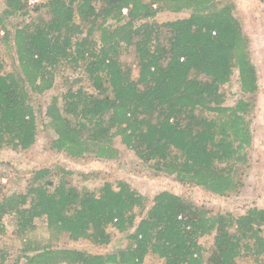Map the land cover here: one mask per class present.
I'll return each mask as SVG.
<instances>
[{"label":"trees","instance_id":"obj_1","mask_svg":"<svg viewBox=\"0 0 264 264\" xmlns=\"http://www.w3.org/2000/svg\"><path fill=\"white\" fill-rule=\"evenodd\" d=\"M4 2L1 42L12 70L0 50V148L31 150L47 128L52 150L112 161L119 157V137L154 177L173 176L221 197L239 190L238 164L247 162L253 145L249 98L259 86L249 40L232 7L217 0ZM166 11L188 16L159 24L155 17ZM32 12L37 17L10 28L12 19ZM132 47L136 80L120 62ZM62 68L79 75L69 78L39 122L32 99L54 87ZM236 71L242 96L227 106L222 87ZM53 173L35 170L26 193L5 195L0 186V236L12 216V234L21 241L19 250L0 247V264H8L12 250L11 264H146L148 256L162 264H241L246 257L264 264L263 208L212 214L168 190L149 203L125 180L79 190L67 182L69 172L61 170L57 182ZM41 219L55 241L67 235L106 248L114 229L124 244L104 253L34 245L27 236ZM208 236L211 247L200 244Z\"/></svg>","mask_w":264,"mask_h":264},{"label":"rangeland","instance_id":"obj_2","mask_svg":"<svg viewBox=\"0 0 264 264\" xmlns=\"http://www.w3.org/2000/svg\"><path fill=\"white\" fill-rule=\"evenodd\" d=\"M221 4H228L233 8L234 15L241 21L246 37L249 40V51L253 63L257 69V80L259 91L249 100L253 103L252 110L247 116L250 122V130L253 135V145L247 149V162L239 163L238 171L239 190L230 193L228 196L221 197L205 191L201 187L186 185L177 181L173 176L161 175L154 177L151 175L148 166L143 164L134 154L121 143L119 137L114 139V145L119 151V157L116 160L107 161L96 158L75 159L69 155L57 152L51 149L53 135L47 128L37 135L36 145L28 151H16L12 148H0V186H2L5 195L14 193H26L29 180L35 170L40 168H50L54 173L50 179L54 182L61 177L60 171L69 172L66 180L69 185L79 190L86 187L96 190L107 180L116 186L119 180L128 182L132 189L139 191L152 202V198L163 190H168L181 195L186 200L207 208L212 214L231 212L235 216L245 214L252 207L264 209V1L262 0H217ZM40 2V0L38 1ZM31 5L34 3H30ZM5 9L4 0H0V15H3ZM38 14L32 12L28 17L22 19H12L9 22L14 30L17 23H25ZM32 16V17H31ZM188 16L185 13H172L169 11L160 12L155 20L162 24L163 22L173 21L178 18ZM31 17V18H30ZM2 32L0 30V50L1 59L6 64L7 70H12V59L10 52L5 44L1 42ZM135 48H131L120 55V62L127 68H132L131 77L133 80L138 78L137 60L135 57ZM126 65V66H125ZM79 73L70 71L69 68H62L58 71L54 87L41 94L34 95L32 104L36 108L40 119L44 121V113L47 105L53 97H61L67 89V84L71 81L69 78H76ZM85 84V82H84ZM77 87V86H76ZM240 83L238 71H236L230 84L222 87L226 94V105L233 106L242 96L240 92ZM61 101V100H60ZM41 114H40V113ZM203 116H214L213 113L199 111ZM15 219L10 216L4 220L6 234L0 236V247L13 246L19 250L21 241L14 239L12 234L15 231ZM111 244L106 248H98L87 241L74 242L67 235H62L58 240H52V233L49 231L44 220H36V229L30 232L27 239L34 245L43 246L50 242L58 246L73 248H85L89 252H108L116 250L123 246L124 236L120 235L114 229ZM200 244L211 247L213 236L200 239ZM11 258L8 264L13 262L17 255L15 250L10 252ZM162 261L156 257L148 256L146 264H162ZM241 264H257L253 257L244 258Z\"/></svg>","mask_w":264,"mask_h":264},{"label":"built area","instance_id":"obj_3","mask_svg":"<svg viewBox=\"0 0 264 264\" xmlns=\"http://www.w3.org/2000/svg\"><path fill=\"white\" fill-rule=\"evenodd\" d=\"M39 0H31V2L30 3H36V2H38ZM40 1H42V0H40ZM123 12H124V14H126L127 13V10L126 9H124L123 10Z\"/></svg>","mask_w":264,"mask_h":264}]
</instances>
